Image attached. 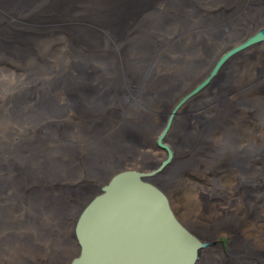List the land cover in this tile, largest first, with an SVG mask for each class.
Here are the masks:
<instances>
[{"label":"bare ground","instance_id":"obj_1","mask_svg":"<svg viewBox=\"0 0 264 264\" xmlns=\"http://www.w3.org/2000/svg\"><path fill=\"white\" fill-rule=\"evenodd\" d=\"M262 28L264 0H0V61L22 69L0 68V264H70L83 208L114 174L160 165L175 105ZM262 76L264 43L184 103L163 140L173 160L150 181L164 193L215 165L235 178L234 208L215 183L205 223L182 222L206 245L195 264H264V98L250 95Z\"/></svg>","mask_w":264,"mask_h":264},{"label":"water","instance_id":"obj_2","mask_svg":"<svg viewBox=\"0 0 264 264\" xmlns=\"http://www.w3.org/2000/svg\"><path fill=\"white\" fill-rule=\"evenodd\" d=\"M264 43V28L217 59L208 76L173 108L156 140L166 155L153 171L122 170L81 211L74 227L78 256L70 264H195L206 245L175 216L169 196L150 180L166 169L173 152L163 143L174 116L205 89L236 54Z\"/></svg>","mask_w":264,"mask_h":264},{"label":"rangeland","instance_id":"obj_3","mask_svg":"<svg viewBox=\"0 0 264 264\" xmlns=\"http://www.w3.org/2000/svg\"><path fill=\"white\" fill-rule=\"evenodd\" d=\"M215 3H216L215 1L211 2L208 5V8L214 7L216 11V7L213 6ZM219 5L221 6V10H225L224 11L225 14L228 13V11H230L229 2L226 3L221 2V4ZM212 13H214V11H212ZM0 68H3V70L6 71V74L10 72H13L16 75L22 74V69L18 67L17 63L0 61ZM260 79H262V81L260 80L262 85L260 88L253 89L250 92L251 97L264 98V76H262ZM67 119L68 118L66 117V115H64L62 121H65ZM78 127L79 124H77L75 120L72 131L74 133H78ZM153 133L156 132L153 131ZM216 166L218 165H215L213 168L209 167L206 173L203 175H198L194 173L192 170L191 173L187 174L186 176H183L181 180H179L177 184L173 186L174 189H172L168 193L172 210L175 216L179 219V221L184 222L185 224L190 226L191 222L194 220L195 214H197L199 220L198 222L201 224L205 223L207 218H209V216L211 215V208L209 207V205L208 206L206 205L208 209H205L204 206L205 202L200 194L203 189H212L213 186H215L214 185L215 183L218 184V186H216L215 188L220 189V191L222 190V193L228 192L229 197L233 195L232 199L235 201V203L232 208H234L236 204L239 203L238 198L234 194V190L236 188V182L234 176L231 175L228 170ZM110 174L111 171L109 173H106L104 180H106ZM85 202H87V200L84 201V203ZM255 236H257V234ZM216 237L218 243H216L215 246L220 247L221 250L227 252L229 248L230 240L223 235H217Z\"/></svg>","mask_w":264,"mask_h":264}]
</instances>
